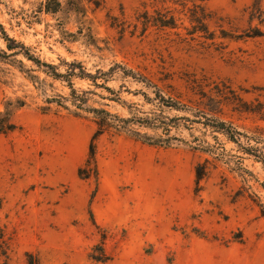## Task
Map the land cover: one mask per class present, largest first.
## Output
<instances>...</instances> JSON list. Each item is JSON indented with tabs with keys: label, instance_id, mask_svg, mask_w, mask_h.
<instances>
[{
	"label": "rangeland",
	"instance_id": "rangeland-1",
	"mask_svg": "<svg viewBox=\"0 0 264 264\" xmlns=\"http://www.w3.org/2000/svg\"><path fill=\"white\" fill-rule=\"evenodd\" d=\"M252 2L0 0V113L6 102H25L13 111L16 130L0 134V227L11 235L10 264H24L25 252L40 264H264V121L258 115L223 107L219 117L241 133L238 145L189 123L188 114L163 109L166 122L177 126L170 147L129 135L101 137L97 175L83 178L94 124L46 104L67 96V84L20 55L5 57L13 52L1 34L2 28L60 73L64 63H80L90 73L119 64L174 101L194 104V81L215 82L253 106L263 103L264 36H247L264 28L248 21ZM202 11L210 19L196 28L192 19ZM171 15L176 28L160 27ZM108 86L126 105L97 101L121 118L135 106L156 109L141 84L115 76ZM197 165L208 169L198 184ZM100 246L109 256L104 262L89 258Z\"/></svg>",
	"mask_w": 264,
	"mask_h": 264
},
{
	"label": "trees",
	"instance_id": "trees-1",
	"mask_svg": "<svg viewBox=\"0 0 264 264\" xmlns=\"http://www.w3.org/2000/svg\"><path fill=\"white\" fill-rule=\"evenodd\" d=\"M245 12H247L250 24L256 22L258 26L264 28V0H253L252 4L246 8ZM209 19L210 15L202 11L200 16L195 15L192 20L197 24L196 28H205L204 22ZM147 23L148 18L145 19L143 26L146 27ZM158 24L162 28L175 29L176 19L171 15L168 19L166 17L160 19ZM200 30L201 29H196L195 32ZM250 30L253 31V33L247 37L264 36V32L258 27H254V29ZM1 32L2 39L7 42V50L13 52L10 55L3 53L5 57L20 55L38 68L44 67L45 71H43V73L46 77L67 84L69 89L67 96L47 98L45 100L46 104H55L69 111L74 117L89 118L94 124L95 130L90 139L88 158L84 167L79 169V175L81 177H96V142L101 137L108 136L112 138L121 135H129L148 145L166 148L170 147L172 141L176 140L175 137L171 136V133L177 126L166 122L163 109L176 110L188 114L189 116L183 119L189 123L201 125L205 131L221 135L226 140L238 145L240 143L239 138L241 137V133H239L232 124L222 121L219 117L223 115V107L232 105L233 111L258 115L260 119L264 121V94L261 95L263 103L256 100V105L252 106L243 102L229 86L223 83L212 82L208 84L194 81L198 100L194 104L190 102L185 104L180 101H174L170 97L165 98L158 86L148 77L136 73L133 70L126 69L119 64H114L106 72L96 70L94 73H90L80 63H64L66 69L63 73H60L57 67L42 63L39 59L31 55L29 49L23 44L11 41L2 28ZM19 63L23 67V64L21 62ZM115 76L123 80L141 84L142 87L150 90L154 96L153 99H149L145 93H141V95L149 100V102H152L156 109H152L151 112L148 113L143 112L135 106L129 109L130 117L128 118H121L107 110L106 108L108 105L100 104L97 100L107 101L121 106L126 105L120 98V93L108 86ZM30 78H32L31 80H33L35 84L42 87L43 82L39 80L38 77L30 75ZM73 80L87 82L88 88L86 90L75 89L72 82ZM122 88H124L128 94H140L139 91H129L125 86H122ZM205 88H208V90H205ZM262 92H264V90ZM23 106H25V102L20 100L16 101L15 105H13L12 102H6L4 111L0 113V134H9L16 130L17 127L12 122L13 111ZM48 109L49 107L42 108V110ZM141 130L151 131L153 137H150L147 133H142ZM214 138L217 140L216 136H214ZM206 151L210 152V149L207 147L203 149L202 152ZM207 174L208 169L205 165H197L195 168L196 183L198 184ZM261 216L264 217V207H262ZM96 249L97 247H95L93 252L89 255L90 259L101 262L109 259V256L106 255L101 246L98 248V255L94 254ZM10 252L11 235L6 232L5 228L0 227V264H10ZM24 264H40L39 258L32 252H25Z\"/></svg>",
	"mask_w": 264,
	"mask_h": 264
}]
</instances>
